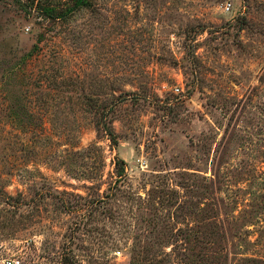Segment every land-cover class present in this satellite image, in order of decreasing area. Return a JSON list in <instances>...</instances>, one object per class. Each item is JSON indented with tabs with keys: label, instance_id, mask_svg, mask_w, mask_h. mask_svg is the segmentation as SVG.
<instances>
[{
	"label": "rangeland",
	"instance_id": "1",
	"mask_svg": "<svg viewBox=\"0 0 264 264\" xmlns=\"http://www.w3.org/2000/svg\"><path fill=\"white\" fill-rule=\"evenodd\" d=\"M31 2L71 0H0V260L264 264V0Z\"/></svg>",
	"mask_w": 264,
	"mask_h": 264
},
{
	"label": "trees",
	"instance_id": "2",
	"mask_svg": "<svg viewBox=\"0 0 264 264\" xmlns=\"http://www.w3.org/2000/svg\"><path fill=\"white\" fill-rule=\"evenodd\" d=\"M90 0H71L69 3H65L63 6H56L52 8H41L40 6L34 8V4L31 2L29 8L38 11L41 18L48 20L51 23L56 21L64 20L69 14L80 10L81 8H86L89 6Z\"/></svg>",
	"mask_w": 264,
	"mask_h": 264
},
{
	"label": "built area",
	"instance_id": "3",
	"mask_svg": "<svg viewBox=\"0 0 264 264\" xmlns=\"http://www.w3.org/2000/svg\"><path fill=\"white\" fill-rule=\"evenodd\" d=\"M229 7L230 5H227L225 7V11H229ZM175 91L178 92L179 90L176 88ZM119 255L120 253L117 251L115 253V256L117 257ZM0 264H29V263L24 262L20 257H11L0 260Z\"/></svg>",
	"mask_w": 264,
	"mask_h": 264
}]
</instances>
